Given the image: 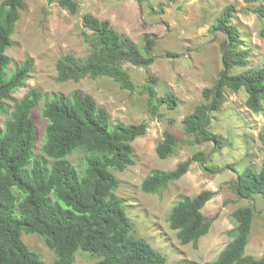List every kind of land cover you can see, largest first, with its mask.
<instances>
[{"label":"trees","instance_id":"1","mask_svg":"<svg viewBox=\"0 0 264 264\" xmlns=\"http://www.w3.org/2000/svg\"><path fill=\"white\" fill-rule=\"evenodd\" d=\"M0 6V114L9 116L0 131V264H44L41 257L24 243L22 234H38L56 255L54 264H74L78 252L100 258L95 264H165L167 258L144 238L133 235L134 224L124 207L123 199L115 191L119 180L114 171H124L134 164L132 143L146 133V125L111 123L106 109L81 90L70 98L63 95L45 97L40 89L30 90L21 100H13V110L6 104L11 94L26 85L34 60L27 59L15 65L8 74L13 59L7 51L14 46L12 40L24 0H8ZM248 10L264 22V0H244ZM50 3L51 0H48ZM64 9L76 15L79 4L75 0H59ZM235 7H225L215 29L226 38L223 50L231 40L225 54L227 72L203 96L207 102L183 120L185 133L198 140H213L218 148L220 140L205 125L209 108L216 110L224 100V89L234 92L244 90L246 105L256 114L264 106V65L240 74H231L234 67L246 66L248 52H236L239 31L231 24ZM83 22L92 34L87 37L91 53L81 60L74 54L62 56L57 62L59 83L79 82L84 78L107 76L122 88L134 90L135 84L124 63L149 68L155 61L150 50L155 40L149 39L142 49L130 37L116 31L109 20L85 14ZM144 92L148 95L149 109L156 114L159 106L178 107L173 93L157 97L155 81H148ZM44 101L42 117L46 119L42 152L52 159L50 166L34 157L37 141L34 108ZM264 151V134L260 136ZM181 140L172 132L164 133L157 154L166 159ZM75 152L84 155V165L79 170L68 157ZM207 155L196 153L191 159L179 163L172 171H152L142 182L141 189L156 194L181 179L193 162L205 161ZM239 179V181H238ZM234 182L240 198L264 199V161L261 169L246 168L238 172ZM215 196L204 190L198 195L182 197L169 217L171 228L177 231L181 244L198 245L206 235L213 219L207 220L202 209ZM252 203V202H251ZM252 204L237 208L232 217L236 223L233 240L211 264H264L262 258L245 254L253 218Z\"/></svg>","mask_w":264,"mask_h":264},{"label":"rangeland","instance_id":"2","mask_svg":"<svg viewBox=\"0 0 264 264\" xmlns=\"http://www.w3.org/2000/svg\"><path fill=\"white\" fill-rule=\"evenodd\" d=\"M24 1L26 7L20 11L12 37L14 46L7 51L13 59L8 74L15 65L27 59L34 60V69L26 85L6 101L11 111L13 100H21L35 88L50 98L55 95L70 98L75 90H81L91 95L99 107L107 110L113 126L120 123L145 124L146 133L132 143L134 164L122 172L114 171L119 180L115 194L124 201V207L134 224L133 235L146 239L165 256V264L215 262L233 240L232 231L236 223L232 214L237 208L252 204L250 199L240 198L236 194L234 182L238 179V172L249 167L259 171L263 165L264 151L260 136L264 134V106L261 113H253L246 105L247 94L243 89L234 92L225 88L224 100L216 110L211 109L208 124L209 130L219 137V148L213 140H198L202 143H195V137L185 133L183 120L199 104L209 102L204 98L203 91L214 87L224 71L222 43L226 35L215 29L223 9L229 5L235 7L231 19V24L239 31L235 51L249 54L246 66H237L230 71L234 75L264 65V22L248 10L244 0H139L143 19L148 25L141 20L136 0H75L79 4L76 15L62 8L59 0H51L50 3L48 0ZM8 3V0H0V6ZM88 13L101 20H109L116 31L130 37L142 49L147 38L159 37L150 50L155 61L149 68L124 63L135 84L134 90L122 88L107 76L88 77L79 82L57 81V62L62 56L71 53L81 60L90 56L87 37L92 31L83 22V16ZM150 80L155 81L157 97L168 93L177 97L179 104L176 109L161 105L153 114L148 106V95L144 92ZM43 105L44 101H41L32 113L37 129L34 157L50 166L52 159L42 152L47 126L41 114ZM8 117L0 114V131L4 129ZM167 131L181 141L172 155L161 159L157 147ZM198 152L209 155L205 164L193 162L181 179L159 193L142 191V182L152 171H172ZM68 160L79 170L84 165L81 152L73 153ZM204 190L215 192V196L202 209L207 220L213 219L212 225L197 246L192 243L183 245L177 231L171 228L170 214L182 197H193ZM254 199L257 212L245 254L262 258L264 199L261 196ZM22 238L44 264H54L56 255L42 236L23 232ZM99 260L97 256L78 252L74 264H95Z\"/></svg>","mask_w":264,"mask_h":264},{"label":"water","instance_id":"3","mask_svg":"<svg viewBox=\"0 0 264 264\" xmlns=\"http://www.w3.org/2000/svg\"><path fill=\"white\" fill-rule=\"evenodd\" d=\"M136 1L139 3V0H136ZM139 7H140V17H141V20L144 22L145 25H148V24L144 21V19H143V8H142V6H141L140 3H139ZM148 39H154V40H155V39H159V37H156V36H150L149 38H147V40H148ZM147 40L145 41L146 44H147ZM230 44H231V40L228 38V45L224 48L223 53H222V60H223L224 71H223V73L221 74L219 80H220V79L225 75V73L227 72V65H226V62H225V54H226L227 50L229 49ZM205 45H206V44H204V45H202V46H205ZM202 46H201V47H202ZM199 48H200V47H199ZM199 48H196L195 50H197V49H199ZM211 109H212V105H211V107L209 108V111H208V117H207V120H206L205 125L208 123V121H209V119H210V112H211ZM199 134H200V132H199V133L196 135V137H195V143H202V142H199V141H198ZM208 156H209V155L206 156L205 161H204V164H205V162L207 161ZM238 181H239V179H238ZM249 199H250V201L252 202L254 212H257V211H256V203H255V199H254V198H249Z\"/></svg>","mask_w":264,"mask_h":264}]
</instances>
